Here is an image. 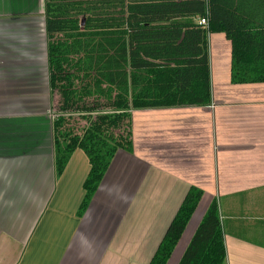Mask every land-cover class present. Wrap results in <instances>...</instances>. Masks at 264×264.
<instances>
[{"label": "crops", "instance_id": "obj_1", "mask_svg": "<svg viewBox=\"0 0 264 264\" xmlns=\"http://www.w3.org/2000/svg\"><path fill=\"white\" fill-rule=\"evenodd\" d=\"M45 0H0V264H150L187 191L203 197L168 264L217 199L225 264H264V83L231 84V45L209 35L212 103L132 111L133 152L115 155L84 214L75 151L54 167Z\"/></svg>", "mask_w": 264, "mask_h": 264}, {"label": "trees", "instance_id": "obj_2", "mask_svg": "<svg viewBox=\"0 0 264 264\" xmlns=\"http://www.w3.org/2000/svg\"><path fill=\"white\" fill-rule=\"evenodd\" d=\"M56 176L77 150L84 216L115 155L133 152L132 111L212 103L209 35L231 45V84L264 83V0H45ZM206 20L203 25L200 21ZM203 191L190 187L150 264H168ZM217 199L179 264H225Z\"/></svg>", "mask_w": 264, "mask_h": 264}, {"label": "rangeland", "instance_id": "obj_3", "mask_svg": "<svg viewBox=\"0 0 264 264\" xmlns=\"http://www.w3.org/2000/svg\"><path fill=\"white\" fill-rule=\"evenodd\" d=\"M58 101H59V98H58V96H57V99H56V101L54 102L55 104V106L53 107V110H54V114H56L57 115V108H56V105L58 104Z\"/></svg>", "mask_w": 264, "mask_h": 264}, {"label": "built area", "instance_id": "obj_4", "mask_svg": "<svg viewBox=\"0 0 264 264\" xmlns=\"http://www.w3.org/2000/svg\"><path fill=\"white\" fill-rule=\"evenodd\" d=\"M200 23L203 24V25H205L207 22H206V20L202 19V20L200 21Z\"/></svg>", "mask_w": 264, "mask_h": 264}]
</instances>
